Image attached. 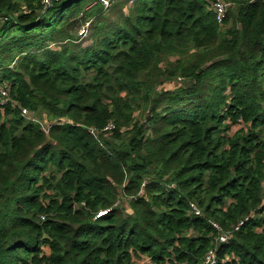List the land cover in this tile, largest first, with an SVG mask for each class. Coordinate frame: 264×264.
<instances>
[{
  "label": "trees",
  "instance_id": "trees-1",
  "mask_svg": "<svg viewBox=\"0 0 264 264\" xmlns=\"http://www.w3.org/2000/svg\"><path fill=\"white\" fill-rule=\"evenodd\" d=\"M42 1L0 0V264H264V0Z\"/></svg>",
  "mask_w": 264,
  "mask_h": 264
},
{
  "label": "built area",
  "instance_id": "built-area-1",
  "mask_svg": "<svg viewBox=\"0 0 264 264\" xmlns=\"http://www.w3.org/2000/svg\"><path fill=\"white\" fill-rule=\"evenodd\" d=\"M62 0H43L42 1V4L44 6V9L47 10L51 7H53V5L55 3H59L61 2ZM115 0H97V2L102 6V8L104 10H107L110 8V6L113 4ZM257 1H261V0H257ZM227 8H228V5L225 4L222 0H216V2L214 3L213 5V9L217 15V19L218 21L221 23L225 17H226V13H227ZM86 31V28H84L82 30V33H84ZM0 94H1V105H5L8 100H9V92H8V88L7 86H4V87H1L0 88ZM22 114L24 117H26L28 120H33V121H36L35 119H33L31 116H30V112L26 109H23L22 110ZM30 116V117H28ZM37 122V121H36ZM115 128V126L113 124H109L105 129H104V132H107V131H111ZM47 130H48V126H47ZM46 130V131H47ZM91 132L96 135V132L94 130H91ZM191 209H192V212H194V214L196 215H201V212L200 210L197 208L196 205L194 204H191ZM105 214V212H102L100 215H103ZM243 223H241L242 225ZM213 226L220 230V227L216 224V223H213ZM230 238V232H226V233H221L220 237H219V241L221 243H225L228 241V239ZM147 262H143L142 264H153L151 262V260H149L148 258L146 259ZM216 263V255H215V252L214 251H210L209 254L206 256L205 258V262L204 264H215ZM137 264H139L137 262Z\"/></svg>",
  "mask_w": 264,
  "mask_h": 264
},
{
  "label": "rangeland",
  "instance_id": "rangeland-1",
  "mask_svg": "<svg viewBox=\"0 0 264 264\" xmlns=\"http://www.w3.org/2000/svg\"><path fill=\"white\" fill-rule=\"evenodd\" d=\"M96 0H91L90 4L88 6L85 7V10H88L90 9L91 7H93L94 5H96ZM118 2V1H117ZM116 2V3H117ZM115 3V4H116ZM114 4V5H115ZM92 26H90V23L89 24H85L84 27H81L79 29H77L75 31V34L79 36V39L77 40V44H81L83 46H89L91 44V40L89 39L91 34H92ZM86 28V31L84 33H82V30ZM179 83H176V82H172L170 84H167L166 88H174V86L176 87ZM30 116L35 119L37 122L41 123L42 124V127L47 130V126H48V123L45 121L46 119V116H44V118H41L38 114H33V113H30ZM28 116V117H30ZM241 126H233L232 127V130H231V133L230 134H233L234 132L238 131L240 129ZM147 258H143L142 260H140L138 263L139 264H142L143 262H147L146 260Z\"/></svg>",
  "mask_w": 264,
  "mask_h": 264
}]
</instances>
